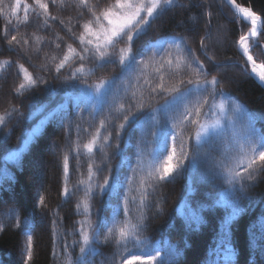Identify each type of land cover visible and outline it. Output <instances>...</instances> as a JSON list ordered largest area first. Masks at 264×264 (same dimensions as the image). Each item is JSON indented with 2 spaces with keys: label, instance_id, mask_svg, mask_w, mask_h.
Listing matches in <instances>:
<instances>
[{
  "label": "snow or ice",
  "instance_id": "1",
  "mask_svg": "<svg viewBox=\"0 0 264 264\" xmlns=\"http://www.w3.org/2000/svg\"><path fill=\"white\" fill-rule=\"evenodd\" d=\"M71 2L79 10L76 18L79 32H73L63 20L59 23L65 26L78 47L65 43L61 55L51 57L52 69L47 63L39 66V71L54 70L57 80L63 70L68 69L60 88L49 86L46 89L50 95H60L59 102L29 105L27 117L14 104L0 113V132L13 119L17 120L16 127L21 122L26 125L19 145L2 157L6 162L21 166L27 156L40 149L49 125L65 129L68 144L63 148L57 146L61 195L70 200L78 193L83 194L77 199L75 212L84 219L75 222L73 232L60 237L61 254L55 250L61 223L59 212H55L56 218L51 222L53 258L62 256L63 264H93L92 258L100 255L97 245L114 244L116 251L106 257L108 264H131V260L141 258L155 264H175L178 249L162 240L153 243L143 237V232L149 212L163 213L160 201L155 199L158 189L183 175L187 183L177 212L188 227L193 228L203 225L213 212L223 209L212 249L216 256L212 264H234L235 222L254 201L251 191L264 182V127H257L258 121H264V114L249 111L225 91L222 85L228 79L226 75H211L212 71L220 72L238 65L230 58L218 61L210 54L220 39V33L217 31L214 37L213 32L212 8L216 0ZM51 3L56 5L57 0ZM227 3L234 8L233 17L239 32L233 43L246 60L244 65L238 66L246 75L264 83V63L257 64L252 54L253 40L257 46L264 47L260 44L264 18L251 7L241 6L237 0H227ZM59 4L66 6L65 0H59ZM192 9L199 10V15L189 14L186 21L180 23L188 25L204 60L196 55V49L184 36L144 39L150 36L157 21L170 13H190ZM29 13L42 19L46 28L50 27V20L58 19L51 14L46 0H33L32 4L15 0L14 5L0 0V16L8 24L13 20L27 24ZM242 22L248 25L246 31L240 26ZM12 30L16 32L17 28ZM3 38L12 51L16 50L14 44L23 47L30 39L38 45L45 42L35 33L31 37L18 39L13 34L8 38L7 26ZM62 40L59 34L54 36L55 48H61L58 41ZM12 64L10 59L0 61V79ZM112 65L119 66L118 75L100 77L89 83L90 77ZM16 67L20 82L13 91L17 98L39 85L48 84L43 76L33 75L24 64L17 63ZM159 100L163 103H158ZM73 109L79 114L76 119L71 118ZM83 112L88 113V127H83ZM36 117H39L38 122L32 124ZM81 133L87 134L86 142H81ZM11 134L9 130L0 141L6 143ZM129 151L132 155H128ZM82 155L87 160L86 173L80 171ZM114 158L119 159L115 168L112 167ZM72 171L79 178L70 189ZM5 176L6 170L0 169V182ZM201 188L206 189L203 195H200ZM97 197L103 198L105 215L93 222V202ZM38 205L47 207L43 195ZM109 211L111 215H107ZM0 217L14 219L15 227H21L20 213L15 207L7 209ZM23 227L26 234L23 264H30L34 222L26 218ZM257 227L259 235L255 231ZM4 230L5 225L0 223V231ZM67 235L79 236V239L69 244ZM249 236L252 244L264 242V217L249 226ZM258 246L264 254V244ZM77 247L79 255L73 258L70 249Z\"/></svg>",
  "mask_w": 264,
  "mask_h": 264
},
{
  "label": "trees",
  "instance_id": "2",
  "mask_svg": "<svg viewBox=\"0 0 264 264\" xmlns=\"http://www.w3.org/2000/svg\"><path fill=\"white\" fill-rule=\"evenodd\" d=\"M46 2L49 3L51 14L58 17L56 21L50 20V27L47 28L44 27L43 20L34 13H29V22L27 24H17L15 20H13L12 24H8L0 16V61L5 59L13 61L12 66L4 70V78L0 79V113H3L5 108L14 104L21 109L24 117H27L30 111L29 105H39L40 103L54 105L61 98L60 95H50L46 89L49 86L60 88L63 77L68 74V69L63 70L60 79L57 80L54 78V70L39 71V66L47 63L49 68L52 69L51 57L53 55H61L65 43H71L74 47H78L76 41L59 21L63 20L65 25L73 28V32L78 33L79 25L76 23V18L79 10L71 0H65V7H60L59 0H57L56 5H53L51 0H46ZM6 3L14 5L15 0H6ZM22 3L32 4L33 0H22ZM237 3L251 7L253 11L264 18V0H237ZM212 12L214 37L218 31L220 33L219 40L222 42L217 43L210 54L214 55L218 61L230 58L233 61H237L238 65H244L246 60L233 43L239 35L237 24L233 17L234 10L226 0H216L213 4ZM189 14L199 15V10L192 9L190 13L183 11L170 13L162 20L157 21L150 36L144 39H156L165 35L184 36L187 38L188 43L196 49V55L204 60L195 37L188 31V25L185 23L182 26L180 23L182 20L186 21ZM22 18L23 13H21ZM69 18H72L71 23H69ZM5 26H7L8 38L13 34H16L18 39L21 36L31 37L35 33L41 36L45 42L38 45L30 39L28 45L17 47L14 44L13 47L16 50H9L3 38ZM240 26L245 31L247 30V25L243 22ZM13 27L17 28L16 32L12 30ZM56 34L63 37L62 41H58L61 43L60 49L55 48V44L52 43ZM260 41L264 45V36L260 37ZM252 54L257 62L264 63V47L256 46ZM17 63L24 64L25 67L29 68V71L33 72V75L43 76L48 81V84L39 85L30 92H26L23 97L17 98L13 91L20 82L16 67ZM205 63L207 64V61ZM238 65L222 69L220 72L212 71L211 75L220 77L226 75L228 79L222 85L225 91L230 92L249 111L264 114V86L255 78L246 75ZM209 67L211 68L210 65ZM119 71L118 65L109 66L99 71L95 76L90 77L89 83L97 81L100 77L111 78L118 75ZM158 103H163V100H159ZM78 115L73 109L71 118L76 119ZM83 115L85 117L83 127H88V113L83 112ZM38 119L39 117H36L32 124L37 123ZM16 124L17 120L13 119L3 129V132H0V137L8 133L9 130L12 132L6 143L0 141V144H3V147H0V169L6 170L4 181L0 182V214L9 208L15 207L20 213L21 227H15L14 219L0 218V223L5 225V230L0 231V264H23V252L26 247L23 221L26 218L34 222V230L32 232L33 259L30 264H63L62 256H58L55 259L52 256L54 245L51 222L56 218L55 212H59L61 219L57 230L55 250L61 254L63 250L60 237L64 236L65 233L73 232L75 222L84 219L83 216L77 215L75 212L77 199L83 194L78 193L77 196L72 197L70 200H65L61 195L62 182L59 167V148H63L68 144L65 129H58L49 125L45 130L46 134L41 141L40 149L37 151L40 152V157L45 158L49 162V168L45 169L49 174V178L44 180L46 188V186L38 185L31 178L29 167L32 166L31 162L34 159L31 156H27L23 166L16 162H6L2 159L20 143V138L26 125L21 122L20 126L16 127ZM257 127H264V121H258ZM75 138V135H73L72 139ZM86 140L87 134L81 133V142H86ZM121 144L123 147V142ZM52 146L58 150L57 155H53L54 157H52ZM128 155H132V152L129 151ZM80 161V171L86 173V157L82 155ZM97 162H99V155L97 156ZM71 163L74 164L75 161ZM117 163H119V159L114 158L112 167L115 168ZM78 178L77 173L72 171L71 181L68 185L70 189L76 184ZM186 183V177L181 175L174 183L161 186L158 189L155 199L160 201L164 210L163 213H157L155 210L148 213L143 237L153 243L161 240L165 243L170 242L176 247L179 255L175 257V264H212V261L216 259L212 249L216 244L220 217L224 215V210L220 209L213 212L210 217L206 218V222L203 225L189 228L184 217L177 212L182 196L185 193ZM205 191L206 189L201 188L200 195H203ZM250 194L254 196V201L238 217L232 232V242L235 250L234 264H264V254H262L261 248L258 246L264 244V242L257 241L256 244H252L249 236V226L264 217V182H260ZM41 195H43L47 207L42 208L38 205V199ZM195 199H198V197H195ZM195 199L193 202H195ZM93 203L94 215L92 216V221L96 222L105 215V211L102 208L103 198L97 197ZM107 215H111V212L109 211ZM255 231L259 235V227ZM78 239L79 236L67 235L69 244L73 240ZM97 247L100 255L92 258L93 264H108L106 257H110L116 251L114 244L97 245ZM70 251H72L73 258L79 255L78 247L70 249ZM131 264H155V262L147 258H141L139 260H131Z\"/></svg>",
  "mask_w": 264,
  "mask_h": 264
},
{
  "label": "rangeland",
  "instance_id": "3",
  "mask_svg": "<svg viewBox=\"0 0 264 264\" xmlns=\"http://www.w3.org/2000/svg\"><path fill=\"white\" fill-rule=\"evenodd\" d=\"M222 41L219 40V43ZM94 82V81H93ZM57 149L52 146V157L57 155ZM54 155V156H53ZM40 152H37L33 155H31L32 158H34L31 162L32 166L29 167L30 169V175L33 181L37 182L38 185L46 186L45 179L49 178L48 172L45 171V169L49 168V162L45 160V158L40 157ZM47 188V186H46ZM2 218V217H0Z\"/></svg>",
  "mask_w": 264,
  "mask_h": 264
},
{
  "label": "water",
  "instance_id": "4",
  "mask_svg": "<svg viewBox=\"0 0 264 264\" xmlns=\"http://www.w3.org/2000/svg\"><path fill=\"white\" fill-rule=\"evenodd\" d=\"M242 6V5H241ZM256 44V41L254 40L253 46ZM258 64V63H257ZM264 86V83H261Z\"/></svg>",
  "mask_w": 264,
  "mask_h": 264
}]
</instances>
